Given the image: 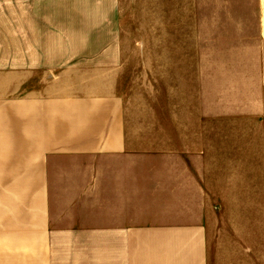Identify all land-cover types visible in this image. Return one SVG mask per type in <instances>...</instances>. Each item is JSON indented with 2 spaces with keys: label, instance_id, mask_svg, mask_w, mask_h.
<instances>
[{
  "label": "crops",
  "instance_id": "crops-1",
  "mask_svg": "<svg viewBox=\"0 0 264 264\" xmlns=\"http://www.w3.org/2000/svg\"><path fill=\"white\" fill-rule=\"evenodd\" d=\"M253 4L256 74L173 91L157 143L117 83L120 0H0V264H264Z\"/></svg>",
  "mask_w": 264,
  "mask_h": 264
},
{
  "label": "rangeland",
  "instance_id": "rangeland-1",
  "mask_svg": "<svg viewBox=\"0 0 264 264\" xmlns=\"http://www.w3.org/2000/svg\"><path fill=\"white\" fill-rule=\"evenodd\" d=\"M120 8L117 83L128 102V125L150 128L146 137L158 139L161 109L173 104V91L185 100L187 86L207 77L214 91L215 83L227 82L231 98L234 75L257 72L253 0H120Z\"/></svg>",
  "mask_w": 264,
  "mask_h": 264
}]
</instances>
